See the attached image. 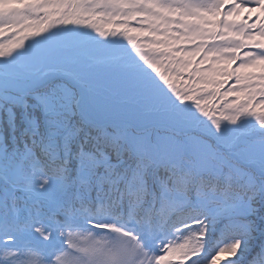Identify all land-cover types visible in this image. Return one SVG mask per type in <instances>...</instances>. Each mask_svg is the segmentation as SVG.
I'll return each mask as SVG.
<instances>
[{"label":"snow or ice","instance_id":"6c2138e0","mask_svg":"<svg viewBox=\"0 0 264 264\" xmlns=\"http://www.w3.org/2000/svg\"><path fill=\"white\" fill-rule=\"evenodd\" d=\"M0 264H264V0H0Z\"/></svg>","mask_w":264,"mask_h":264}]
</instances>
